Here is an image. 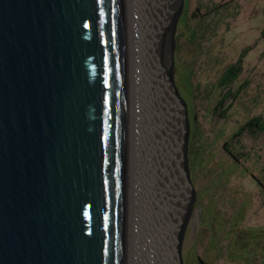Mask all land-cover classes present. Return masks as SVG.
I'll list each match as a JSON object with an SVG mask.
<instances>
[{"label": "water", "instance_id": "1", "mask_svg": "<svg viewBox=\"0 0 264 264\" xmlns=\"http://www.w3.org/2000/svg\"><path fill=\"white\" fill-rule=\"evenodd\" d=\"M124 163L121 0H0V264H122Z\"/></svg>", "mask_w": 264, "mask_h": 264}, {"label": "rangeland", "instance_id": "2", "mask_svg": "<svg viewBox=\"0 0 264 264\" xmlns=\"http://www.w3.org/2000/svg\"><path fill=\"white\" fill-rule=\"evenodd\" d=\"M174 2L158 39V66L181 119L185 214L191 191L194 198L180 254L178 236L185 214L177 231V264L179 258L182 264H264V130L240 131L253 118L264 127V0H182L171 56L168 28L179 0ZM158 17L157 11L147 17L150 29ZM238 62L240 72L220 86L223 72ZM149 103L144 119L155 136L153 128L160 121L155 102ZM185 111L188 178L182 156ZM155 162L152 174H171Z\"/></svg>", "mask_w": 264, "mask_h": 264}, {"label": "bare ground", "instance_id": "3", "mask_svg": "<svg viewBox=\"0 0 264 264\" xmlns=\"http://www.w3.org/2000/svg\"><path fill=\"white\" fill-rule=\"evenodd\" d=\"M156 1L121 0L125 77L122 264H177L175 241L187 201L179 162L181 119L158 66V39L175 2ZM156 11L159 17L150 29L147 17ZM149 100L155 102L160 121L153 128L155 136L144 119ZM155 161L171 174H152Z\"/></svg>", "mask_w": 264, "mask_h": 264}, {"label": "trees", "instance_id": "4", "mask_svg": "<svg viewBox=\"0 0 264 264\" xmlns=\"http://www.w3.org/2000/svg\"><path fill=\"white\" fill-rule=\"evenodd\" d=\"M261 37L264 38V30L261 32ZM240 72V64L239 62L234 64V65H230L221 75L218 84L220 86H226L228 85L234 78L235 76ZM251 128V127H255L258 131H263L264 127H262L259 124V118H253L250 121H248L245 125L244 128H242L240 131H244L245 128ZM202 264V263H201Z\"/></svg>", "mask_w": 264, "mask_h": 264}]
</instances>
